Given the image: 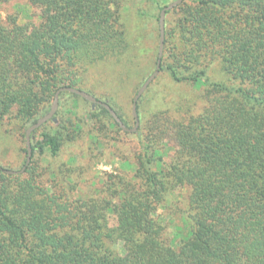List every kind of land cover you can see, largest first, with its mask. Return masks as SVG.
<instances>
[{"label":"trees","instance_id":"16d2710c","mask_svg":"<svg viewBox=\"0 0 264 264\" xmlns=\"http://www.w3.org/2000/svg\"><path fill=\"white\" fill-rule=\"evenodd\" d=\"M28 1L40 9L37 24L0 18V121L13 114L25 131L59 87L80 88L79 72L122 60L129 46L120 0ZM169 12L162 68L205 87L201 111L154 113L137 132L139 174L109 173L88 195H73L68 167L70 187L59 192L29 164L26 178L0 168V264H264V0H183ZM215 61L225 80L207 76ZM40 136L32 151L57 155L59 136ZM165 141L183 149V160L175 168L158 158L153 170L150 146ZM178 187L189 189L193 229L173 246L156 213ZM117 240L122 252L110 245Z\"/></svg>","mask_w":264,"mask_h":264},{"label":"rangeland","instance_id":"374dc122","mask_svg":"<svg viewBox=\"0 0 264 264\" xmlns=\"http://www.w3.org/2000/svg\"><path fill=\"white\" fill-rule=\"evenodd\" d=\"M171 1L173 0H167L168 3ZM162 5L164 0H158V3L151 0H120L119 12L129 44L128 51L122 60L105 59L78 73V83L75 85L108 103L121 115L127 127H133L135 123L131 109L132 99L156 66L159 12ZM9 15H13L18 24L27 29L40 21V9L28 0H7L0 3V18L5 21ZM171 18L172 12L165 14L164 29L167 34ZM165 36L166 33L164 38ZM164 47L165 45L158 73L138 98L139 102L137 100L139 124L135 131L119 129L113 125L111 116L99 113L97 104L92 105L82 96H75L67 91L59 94L52 118L30 133L31 148L41 137L42 131L57 134L61 140L57 155H51L48 150L43 154L32 151L28 167L35 170L39 183L50 192L67 189L70 185L65 183L67 178L61 169L68 167L74 170L76 186L73 195L83 196L88 195L91 190L99 189L109 173L134 177L139 174L137 154L141 152L137 132L142 126H146L147 120L154 113L169 109L173 116H179L182 112L197 114L201 111L205 105L202 97L205 87L189 81L174 80L169 71L162 68L166 64L164 55L166 58L168 53ZM207 76L213 81L226 79L218 61L210 64ZM52 100L48 102V108L51 107ZM156 147L150 146L151 169H157L158 158L165 166H180L184 156L183 149L166 141ZM25 149L24 124L13 114L0 121L1 169H21L26 160ZM24 171L25 169L20 172L21 177L26 178L29 172ZM188 194V188L178 187L157 209V218L166 227L173 246L179 245L193 229ZM108 221L110 227L116 225L114 215H110ZM110 245L122 252L118 240L111 241Z\"/></svg>","mask_w":264,"mask_h":264},{"label":"water","instance_id":"95a60500","mask_svg":"<svg viewBox=\"0 0 264 264\" xmlns=\"http://www.w3.org/2000/svg\"><path fill=\"white\" fill-rule=\"evenodd\" d=\"M182 1L183 0H173V1L169 2L168 4L164 5L159 12V45H158L156 66H155L154 71L143 82V84L137 90V92L135 93V95L132 99L131 109H132V115H133L134 121H135L133 127H127L122 122V120L120 119L118 114L114 111V109L108 103L96 98L94 95H92V94H90V93H88V92H86L80 88L74 87V86H70V85L61 86L54 93V97H53L52 104H51L49 111L46 114H44L43 116H41L40 118H38L34 123L29 125L25 131L26 160H25V163L22 166V168L19 170H7V169H5L3 171L8 173V174H17V173L22 172L26 168V166L29 164V161L31 158V153H32V148H31V143H30V133L34 129L38 128L41 124H43L44 122H46L47 120L52 118V116L56 110L57 104H58L59 94L62 91H67V92H71V93H74L76 95L82 96V97L86 98L88 101H90L92 103V105H95V104L102 105L103 107H105V109L110 113L112 118L119 124V126L123 130L135 131L138 127V124H139L138 116H137V109H136L137 100L140 97V95L144 92V90L147 88L150 81L155 77V75L158 73V71L160 69L161 57H162L163 45H164V34H165V29H164V27H165V25H164L165 14L168 10L179 5Z\"/></svg>","mask_w":264,"mask_h":264}]
</instances>
